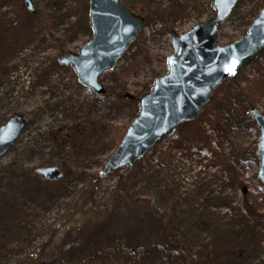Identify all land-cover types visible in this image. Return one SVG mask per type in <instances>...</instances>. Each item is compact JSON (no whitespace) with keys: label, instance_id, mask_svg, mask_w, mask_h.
I'll return each mask as SVG.
<instances>
[{"label":"rangeland","instance_id":"1","mask_svg":"<svg viewBox=\"0 0 264 264\" xmlns=\"http://www.w3.org/2000/svg\"><path fill=\"white\" fill-rule=\"evenodd\" d=\"M22 1L0 0V125L14 114L26 122L0 159V264H17L45 241L47 264H264V184L250 115L264 114V48L195 120L102 178L137 99L167 72L170 33L212 19L210 0H122L146 23L101 76L103 96L56 60L90 39L88 0H31L33 14ZM263 7L264 0H239L217 44L243 38ZM49 166L66 177L47 183L29 175ZM90 191L96 210L83 217L79 204ZM22 222L33 230L21 232Z\"/></svg>","mask_w":264,"mask_h":264},{"label":"water","instance_id":"2","mask_svg":"<svg viewBox=\"0 0 264 264\" xmlns=\"http://www.w3.org/2000/svg\"><path fill=\"white\" fill-rule=\"evenodd\" d=\"M209 4L214 11L212 19L196 24L182 35L170 33L172 52L166 59L167 72L155 77L150 92L137 100V116L101 168L102 178L124 166H133L175 127L196 119L214 90L264 48V8L258 11L243 38L219 46L216 41L219 26L231 15L238 0H210ZM22 6L35 13L31 0H23ZM88 21L90 39L77 54L65 52L56 60L60 66L73 70L82 87L102 96L106 88L100 77L115 69L144 28L145 19L128 10L122 0H88ZM121 98L135 100L130 94ZM250 114L258 132L257 178L264 184V114L257 108H252ZM25 125L17 114L0 125V159ZM32 172L47 183H57L63 176L57 166L35 168Z\"/></svg>","mask_w":264,"mask_h":264},{"label":"trees","instance_id":"3","mask_svg":"<svg viewBox=\"0 0 264 264\" xmlns=\"http://www.w3.org/2000/svg\"><path fill=\"white\" fill-rule=\"evenodd\" d=\"M252 60V59H250ZM249 60V61H250ZM248 61V62H249ZM237 73L231 75L229 78H232L233 76H235ZM77 138L79 139V136L77 134ZM33 174L32 172H29V175ZM67 172L65 171L63 173V178L60 180L62 181L64 179V177H66ZM32 176V175H31ZM97 180H99L97 178ZM59 181V182H60ZM94 210H96V206H95V202H94V196H93V192H86L84 194V197L82 198V200L80 201L79 204V212L83 217H92V213L94 212ZM93 217L94 214H93ZM20 231L22 232H28L29 230H33V228L31 229H27L29 227H31L27 222H22L19 226ZM165 234L162 235L163 240L165 241ZM51 246V242L45 241L43 243L40 244V246L37 248V251H34L30 254L25 255L24 259H21L19 261H17V264H47V251H49ZM1 252V249H0ZM1 256V253H0ZM123 260H125L123 258Z\"/></svg>","mask_w":264,"mask_h":264},{"label":"snow or ice","instance_id":"4","mask_svg":"<svg viewBox=\"0 0 264 264\" xmlns=\"http://www.w3.org/2000/svg\"><path fill=\"white\" fill-rule=\"evenodd\" d=\"M229 71H232V69H231V68H229Z\"/></svg>","mask_w":264,"mask_h":264}]
</instances>
